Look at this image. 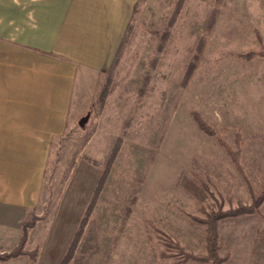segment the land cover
Returning a JSON list of instances; mask_svg holds the SVG:
<instances>
[{
  "label": "rangeland",
  "instance_id": "obj_1",
  "mask_svg": "<svg viewBox=\"0 0 264 264\" xmlns=\"http://www.w3.org/2000/svg\"><path fill=\"white\" fill-rule=\"evenodd\" d=\"M83 12L66 131L0 211V254L34 222L26 255L0 264H206L193 258L207 254V216L264 187V0H85ZM217 228L221 264H264V202Z\"/></svg>",
  "mask_w": 264,
  "mask_h": 264
},
{
  "label": "crops",
  "instance_id": "obj_2",
  "mask_svg": "<svg viewBox=\"0 0 264 264\" xmlns=\"http://www.w3.org/2000/svg\"><path fill=\"white\" fill-rule=\"evenodd\" d=\"M84 1L0 0V211L35 187L37 158L66 131L77 68L87 64L74 53Z\"/></svg>",
  "mask_w": 264,
  "mask_h": 264
},
{
  "label": "trees",
  "instance_id": "obj_3",
  "mask_svg": "<svg viewBox=\"0 0 264 264\" xmlns=\"http://www.w3.org/2000/svg\"><path fill=\"white\" fill-rule=\"evenodd\" d=\"M254 56V53H249L246 55L247 59H251ZM259 56L264 58V48L261 53H259ZM193 120L197 124L200 131H202L204 134L208 136H213L214 132L203 122V120L200 118L199 115L193 114L192 115ZM238 137V136H237ZM218 144L224 149V151L229 155L231 161L235 165V167L238 170H241L239 166V150L233 151L228 145L225 144L221 139H217ZM238 149V148H237ZM264 202V187L261 190V193L259 196L253 199V203L251 206L248 207H238L236 209L229 210L227 212H216L211 213L207 216L205 220V226H206V256H200V257H194L193 259L203 261L206 264H221L223 262V259H221L218 255V228H217V222L220 219L228 218V217H237L242 215H249L252 213H257L259 206ZM34 226V222H28L24 225L23 229V235L20 239V242L17 244L15 249L10 253H2L0 254V262L8 261L12 258L19 257L21 255H26L23 248L26 243L27 239V231L28 229L32 228ZM32 259H35V252L28 254Z\"/></svg>",
  "mask_w": 264,
  "mask_h": 264
}]
</instances>
